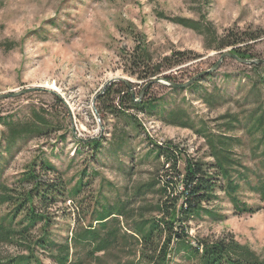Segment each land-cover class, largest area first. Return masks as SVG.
Segmentation results:
<instances>
[{
  "label": "rangeland",
  "instance_id": "obj_1",
  "mask_svg": "<svg viewBox=\"0 0 264 264\" xmlns=\"http://www.w3.org/2000/svg\"><path fill=\"white\" fill-rule=\"evenodd\" d=\"M158 11L169 17L192 19L203 13L218 35L228 29L260 34L248 42V47L254 59L264 60V0H0V94L29 87L43 89L0 98V117L22 123L35 109L55 127L47 134H30L8 143L3 138L5 127L0 124V184L14 185L33 159L55 165L68 189L85 170L83 181L87 184L83 191L72 201L58 202L48 209L52 237L58 243L70 241L89 224L98 227L93 221L96 200L108 205L126 202L128 209H133L128 219L120 217L105 228L117 231L119 243L105 253L85 258L84 264L137 260L136 241L128 235L121 236L124 232L133 234V220L140 218L139 206L155 203L158 196L152 190L138 193L136 187L168 167L162 158L146 153L151 147L147 137L157 144L172 141L178 149L179 169L181 159L187 156L211 161L203 138L179 123L185 121L196 129L204 125L219 132L223 121L220 115L239 114L243 121L248 112L264 106V65L253 68L226 57L209 76L202 77L195 89L173 92L162 84L149 88L140 101L152 100L158 112L128 110L141 125L138 130L124 115L115 118L106 114L100 120L97 95L108 79L123 77L133 81L138 99L143 82L129 74L136 69L127 62L136 40L146 44L154 60L172 51L196 55L165 71L176 82L210 68L220 52L229 49H206L201 35L159 18ZM206 93L211 95L210 104L204 100ZM171 111L176 115L174 123L168 120ZM123 130L128 140L119 146L114 136ZM229 134L241 141L233 151L246 172L243 179L247 182L240 180L239 199L258 210L237 213L219 192L210 204L219 218L204 215L190 221L188 235L194 243L195 238L230 233L264 256V208H259L264 201L253 188L264 179V154L261 146L254 147L253 140L259 134L248 135L243 123ZM93 138L102 140L95 153L81 144ZM47 177L50 176L43 179ZM4 210L5 206H0V214ZM144 216L156 214L147 212ZM71 244V260L85 257L89 247ZM38 257L42 264H55L46 253L40 251ZM168 257V264H195L186 261L181 253Z\"/></svg>",
  "mask_w": 264,
  "mask_h": 264
},
{
  "label": "trees",
  "instance_id": "obj_2",
  "mask_svg": "<svg viewBox=\"0 0 264 264\" xmlns=\"http://www.w3.org/2000/svg\"><path fill=\"white\" fill-rule=\"evenodd\" d=\"M202 1L207 3L208 0ZM156 14L159 18L167 19L201 35L204 47L208 50L218 51L229 48V51L239 58L254 59L248 42L255 41L260 34L228 29L218 35L213 24L203 13H199L197 19L169 17L161 11ZM195 56L191 51H172L169 55L154 60L146 44L136 40L133 51L127 56V62L136 71H129V74L142 81L143 85L153 78L183 83L185 81L176 82L171 75L165 74V71ZM257 65L264 64L249 66L257 68ZM210 73L204 76H209ZM202 77L183 88L167 87L173 92L192 90L197 88ZM129 84L130 87L120 81L108 84L97 95L100 106L96 110L100 120H104L106 114L115 118L124 115L130 124L132 123L133 129L138 130L141 125L128 110L134 109L147 114L157 113V105L152 100L140 101L145 92L155 84L148 86L139 98L142 85L137 101L134 100V82L130 81ZM204 96V100L210 104V93ZM160 113L164 116V112ZM168 116L169 122L174 123L175 112L171 111ZM219 118L223 120L219 132L206 129L204 125L196 129L185 121L179 123L192 128L203 138L207 157L211 161L202 157L187 156L181 159L182 167L179 169L177 146L172 141L157 144L147 137L151 147L146 153L153 154L156 159L162 158L163 163L168 164V167L163 173L136 187V192L142 194L146 191H154L158 200L155 203L139 206L140 218L133 220V234L124 232L121 236L124 238L128 235L138 245V249L134 251V254L138 253L137 260L123 264H168V256L177 253H181L186 261L195 264H264V256L238 242L230 233L216 238H195L194 243L188 235L187 224L190 221L201 219L204 215L213 219L219 218L220 215L210 207V204L218 198L219 192L228 198L237 213H254L258 210L239 199L240 180L246 172L233 151L241 141L229 133L243 123L248 135L259 134L253 139L254 147L261 146V152L264 154V106L257 107L256 110L244 115V122L239 114L235 113H225ZM0 124L5 127L6 134L3 138L8 143L30 134L44 135L55 130L52 122L35 109H32L30 117L25 122L19 123L0 117ZM60 139L64 140L63 134ZM114 139L119 142V146L123 145L128 140L126 131H121L116 138L114 136ZM101 141L93 138L81 144L89 146L95 153L101 147ZM84 172L85 170L81 171L76 183L68 189L67 181L58 173L55 165L45 159L39 163L33 159L24 168L14 185L9 187L0 184V206H5V210L0 214V264H42L38 257L40 251L46 253L55 264H84L85 258H93L94 254L99 252L105 253L119 243L117 231L112 228L105 230V228L111 223H116L120 217L125 219L130 217L133 209H128L126 202L108 205L96 200L94 206L97 209H93V221L98 224L97 228L89 224L87 228L75 233L70 241L66 240L63 243H58L52 237L53 222L48 209L58 202L72 201L83 191L87 184L83 181ZM46 175L50 177L43 179ZM253 188L260 193V198L264 201V179ZM259 208H264V205ZM147 212H154L156 217H145ZM71 242L74 247L77 245L89 247L85 257L78 259L75 257L71 260ZM2 248L5 250L1 251Z\"/></svg>",
  "mask_w": 264,
  "mask_h": 264
},
{
  "label": "water",
  "instance_id": "obj_3",
  "mask_svg": "<svg viewBox=\"0 0 264 264\" xmlns=\"http://www.w3.org/2000/svg\"><path fill=\"white\" fill-rule=\"evenodd\" d=\"M231 58V59H234L235 61L241 63V64H246V65H251V64H264V60L263 59H242V58H239L237 57L235 54L231 53L229 51V49L227 50H224L222 52H220V55L218 57V59L216 60V62L208 69H205L203 71H200L199 73L193 75L190 79H188L187 81L183 82V83H172V82H168V81H165L163 78H153L151 79L149 82L145 83L139 93V98L142 97L145 89L152 85V84H162V85H166V86H169V87H186L188 86L192 81L210 73V72H213L214 70H216L220 64L222 63V61L224 60V58ZM113 81H120V82H124L128 87H130V80L126 79V78H123V77H114V78H110L108 79L102 86V89H104L108 84H110L111 82ZM35 90H43V89H40V88H34V87H29V88H24V89H21V90H18V91H11L9 93H3V94H0V98H12V97H16V96H19V95H22L24 93H27V92H31V91H35ZM132 95L133 92H132ZM135 101H137V99H134ZM95 110V108H94Z\"/></svg>",
  "mask_w": 264,
  "mask_h": 264
}]
</instances>
